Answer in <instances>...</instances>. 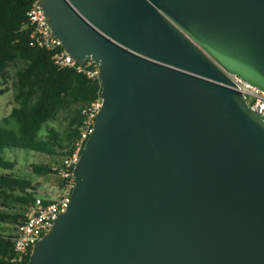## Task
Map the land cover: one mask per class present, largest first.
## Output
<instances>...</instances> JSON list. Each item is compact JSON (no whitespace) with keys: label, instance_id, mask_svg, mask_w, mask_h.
<instances>
[{"label":"water","instance_id":"obj_1","mask_svg":"<svg viewBox=\"0 0 264 264\" xmlns=\"http://www.w3.org/2000/svg\"><path fill=\"white\" fill-rule=\"evenodd\" d=\"M98 64L68 209L28 264H264V0H41Z\"/></svg>","mask_w":264,"mask_h":264},{"label":"trees","instance_id":"obj_2","mask_svg":"<svg viewBox=\"0 0 264 264\" xmlns=\"http://www.w3.org/2000/svg\"><path fill=\"white\" fill-rule=\"evenodd\" d=\"M31 3L0 0V86L11 82L16 103L0 122V223L14 225V230L25 219L28 205L36 198V188L32 180L14 173L17 163L7 159L5 151L19 149L47 155L61 151L64 157L70 156L80 134L82 110L102 91L99 82L73 69H59L50 52L29 45L27 11ZM62 113L69 115L64 134L49 127L44 135V126L58 121ZM32 169L37 175L54 173L51 166L43 164H34ZM13 236L0 231V264H12Z\"/></svg>","mask_w":264,"mask_h":264},{"label":"built area","instance_id":"obj_3","mask_svg":"<svg viewBox=\"0 0 264 264\" xmlns=\"http://www.w3.org/2000/svg\"><path fill=\"white\" fill-rule=\"evenodd\" d=\"M27 26L31 29L29 45L50 52L52 62L56 67L73 69L91 81L99 82L102 86L98 64L88 58L84 65H79L64 51L61 42L53 36L41 7V0H32L27 11ZM230 78L234 83L232 88L242 93L249 108L264 118V91L235 75H230ZM101 107L102 98L99 93V97L82 110L83 121L79 137L75 141L74 151L53 168L60 180L59 185L48 197L36 196L28 205L25 219L17 225L14 232L12 264H28L27 258L31 255L33 246L50 231L59 214L68 209L76 184L73 171L87 139L93 132L96 115Z\"/></svg>","mask_w":264,"mask_h":264},{"label":"rangeland","instance_id":"obj_4","mask_svg":"<svg viewBox=\"0 0 264 264\" xmlns=\"http://www.w3.org/2000/svg\"><path fill=\"white\" fill-rule=\"evenodd\" d=\"M11 82H9L6 85L0 86V91H5V93H0V122L3 118L8 116L13 109V107L16 106V103L13 98V91L11 89ZM69 116V115H68ZM66 114H60L58 121L56 122H50L47 125H45L44 130L42 133L46 134V129L49 127L56 128L60 133L65 132L67 129V122L68 117ZM64 138V136H63ZM5 157L11 161H16L17 166L14 171V173L18 176L26 177L30 180H32L35 184L36 188V196L41 197H48L49 194L53 192V189L59 185L60 180L58 179V176L54 172L53 174H50L48 176L44 175H37L33 172L32 165H48L52 168H55L58 166L62 160L67 157L63 156L62 152L59 151V153H56L55 155H47L42 153H36L29 150H7L4 153ZM14 225L11 224H3L0 223V231L5 232L7 235H13L14 233Z\"/></svg>","mask_w":264,"mask_h":264}]
</instances>
